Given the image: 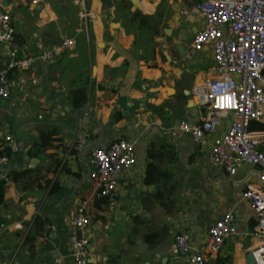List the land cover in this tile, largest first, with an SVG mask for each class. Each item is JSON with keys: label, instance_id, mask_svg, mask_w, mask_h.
I'll list each match as a JSON object with an SVG mask.
<instances>
[{"label": "crops", "instance_id": "crops-1", "mask_svg": "<svg viewBox=\"0 0 264 264\" xmlns=\"http://www.w3.org/2000/svg\"><path fill=\"white\" fill-rule=\"evenodd\" d=\"M130 1L127 7L124 0H88L89 15L83 20L81 9L75 13L67 0H0L18 42L76 40L56 64L36 65L37 86L20 90L9 102L0 100V133H12L23 148L10 158L7 168L36 169L28 189L22 191L14 182L7 185L6 202L0 205V220L6 226L0 236V264H53L57 257L63 264H74L69 225L79 202L93 192L89 156L115 137L134 142L138 159L119 177L118 209L99 200L89 206L92 220L87 235L92 252L106 258L94 264H186V257L171 252L175 236L187 229L193 245L203 243L209 226L227 211L236 216L238 234L227 241L217 259L206 264L250 261L247 251L254 245L256 216L242 193L246 184L257 182L256 168L242 165L231 175L210 162V145H200L179 130L183 120L200 123L187 93L197 81L212 75L209 50L187 56L202 16L191 5L193 0H166L174 12L169 22L175 24L173 39L167 43L159 36L149 39L137 34L136 22L125 17V11L139 10ZM162 1L157 8L166 5ZM146 4L144 0L142 6ZM7 56L8 46L0 44V68ZM78 89H85L86 104L76 110L71 102ZM46 109L51 112L44 113ZM52 129L58 132L53 145L29 156L26 150L39 141L40 133ZM79 141H84L81 146ZM151 145L162 148L153 161L168 175L146 185ZM55 182L59 189L52 193ZM161 200L173 201L172 212L165 211ZM37 215L52 224L38 233L30 249L23 241ZM153 233H157L155 241H147ZM248 240L251 247L245 246Z\"/></svg>", "mask_w": 264, "mask_h": 264}, {"label": "built area", "instance_id": "built-area-1", "mask_svg": "<svg viewBox=\"0 0 264 264\" xmlns=\"http://www.w3.org/2000/svg\"><path fill=\"white\" fill-rule=\"evenodd\" d=\"M143 1L133 2L137 9L152 14L160 0H145V7ZM79 4L82 18L87 19L85 0ZM196 9L203 24L193 34L187 56L209 50L214 65L212 75L197 81L187 93L198 109L200 123L183 120L179 130L191 134L200 145H210V162L226 168L231 175L237 174L242 165L256 168L257 182L246 184L242 193L256 216L251 233L254 245L247 251V264H264V130L250 127L252 123H264V0H201ZM0 44L8 46L7 61L0 68V100L9 102L20 90L38 85L37 64H56L76 46V40L68 37L53 44L41 39L18 42L10 14L0 9ZM22 150L12 133H0V151L20 154ZM89 158L94 197L104 200L110 209L117 208L119 177L132 169L138 159L134 142L115 137L108 146L93 149ZM9 162L6 155L0 156V178L8 180ZM89 202L87 198L79 202L69 225L74 264L106 260L92 252L88 239L92 220ZM5 230L6 226L0 224V236ZM237 234L236 216L227 211L209 226L203 243L193 245L190 231L181 230L174 238L171 252L186 257V264H206L217 259L227 241ZM53 264H63L62 258L57 257Z\"/></svg>", "mask_w": 264, "mask_h": 264}, {"label": "trees", "instance_id": "trees-1", "mask_svg": "<svg viewBox=\"0 0 264 264\" xmlns=\"http://www.w3.org/2000/svg\"><path fill=\"white\" fill-rule=\"evenodd\" d=\"M193 1H195V0H193ZM196 1H198V0H196ZM131 4L132 3L130 0H127V2H125V5L127 7H130ZM156 33H158V31ZM72 94L74 96V98L72 99V102H71L72 106L76 110L83 108L84 105L86 104V102H85L86 101L85 89L74 90L72 92ZM250 127H251V129L264 130V123H252L250 125ZM57 133L58 132L56 131V129L48 130L46 132L42 131L40 133L39 141L34 142L32 144V146L26 150V153L29 156L30 155H38V152H36V151L52 146L53 141L56 140L54 138V135H56ZM161 152H162L161 147L159 149H157L153 145H151L147 150V155H148L149 160L147 162L146 174H145V179H144V183L146 185H153L158 180H160V179H162L168 175L167 171H162L160 169V167H158V165H156L153 161V160L158 158V156L160 155ZM2 155H6L8 158H12L14 154L11 153L10 151H6V152L0 151V156H2ZM6 171H7L8 180H6L4 178H0V205H4L6 202V190H7L8 183L14 182L20 190L24 191V190L28 189L29 180L33 177V174L35 173L36 169L26 167L22 170H18V169H13L10 167V168H7ZM47 182L49 183V181H47ZM58 189H59V185L55 182L53 184V187H52L50 192L53 193L54 191H56ZM93 192H92L91 196L87 197V199H89V201H90L89 206L94 200H99V201L105 202L104 200H100V199L95 198ZM157 196L159 198L163 197L162 190H159L157 192ZM84 199H86V198H84ZM160 205L165 209V211L167 213L172 212L173 201L161 200ZM88 209H89V207H88ZM88 212H89V210H88ZM2 223H3V221L0 220V224H2ZM51 224H52L51 221L47 217L37 215L34 218L33 222L30 225L29 230L27 231V233L25 235L23 244H27V243L30 244V249H31L33 241H36V239H37L38 233L41 232L45 228L46 225H51ZM252 224L253 225L256 224L254 219L252 220ZM156 237H157V233H153L151 235H148L147 241L153 242V241H155ZM30 249H29V251H31Z\"/></svg>", "mask_w": 264, "mask_h": 264}, {"label": "rangeland", "instance_id": "rangeland-1", "mask_svg": "<svg viewBox=\"0 0 264 264\" xmlns=\"http://www.w3.org/2000/svg\"><path fill=\"white\" fill-rule=\"evenodd\" d=\"M199 1L200 0L198 1L195 0L191 3V5H193V7L195 6L197 7ZM125 2H127V0H125ZM162 2H164L166 5H164L163 7L157 8L156 11L152 14H149L147 12L140 11V10H137L134 13H130V11L129 12L125 11V17L129 20L136 22L137 24L136 31L138 35L144 36V38L149 37V39L150 38L154 39V36H159L163 38L165 41H167V43H170L175 33V24L171 23L172 24L171 25L169 21L172 18V16H174V12L167 6L166 0H163ZM79 3H80V0H67L68 8L70 9L71 6L75 7L74 9L75 13L80 11L81 9ZM86 4H88V0H86ZM126 9L129 10L128 8H125V10ZM166 30H170V31L172 30V33H167ZM157 31L158 33H156ZM149 43H152V42H149ZM252 245H253L252 242H250L249 240L245 244V246H249V247H251ZM244 257H242L243 260H244ZM230 264H238V260H236L235 262L231 261Z\"/></svg>", "mask_w": 264, "mask_h": 264}, {"label": "water", "instance_id": "water-1", "mask_svg": "<svg viewBox=\"0 0 264 264\" xmlns=\"http://www.w3.org/2000/svg\"><path fill=\"white\" fill-rule=\"evenodd\" d=\"M166 32H167V33H172L170 30H166ZM178 50H179V52H180L181 54H184V51H185V50H184V48H183L182 45L178 46ZM168 91L171 93L172 90L169 89ZM163 232H164V230H163L162 232H160V234H163Z\"/></svg>", "mask_w": 264, "mask_h": 264}]
</instances>
